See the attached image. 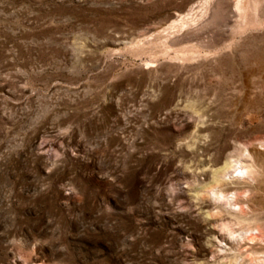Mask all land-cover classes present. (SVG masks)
<instances>
[{
	"label": "rangeland",
	"instance_id": "obj_1",
	"mask_svg": "<svg viewBox=\"0 0 264 264\" xmlns=\"http://www.w3.org/2000/svg\"><path fill=\"white\" fill-rule=\"evenodd\" d=\"M0 264H264V0H0Z\"/></svg>",
	"mask_w": 264,
	"mask_h": 264
},
{
	"label": "bare ground",
	"instance_id": "obj_2",
	"mask_svg": "<svg viewBox=\"0 0 264 264\" xmlns=\"http://www.w3.org/2000/svg\"><path fill=\"white\" fill-rule=\"evenodd\" d=\"M221 193H222V192H221ZM212 195H213V194H212ZM219 195H220V194H219ZM214 197H215V196H214ZM214 197H213V199L217 198L218 196L215 197V198H214ZM219 197H220V196H219ZM219 197H218L217 199H219ZM220 198H221V197H220ZM257 233H258V232H257ZM259 235H260V232H259ZM261 237H262V235H261Z\"/></svg>",
	"mask_w": 264,
	"mask_h": 264
}]
</instances>
